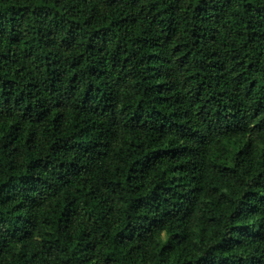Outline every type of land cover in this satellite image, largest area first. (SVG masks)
Returning a JSON list of instances; mask_svg holds the SVG:
<instances>
[{
	"label": "trees",
	"instance_id": "trees-1",
	"mask_svg": "<svg viewBox=\"0 0 264 264\" xmlns=\"http://www.w3.org/2000/svg\"><path fill=\"white\" fill-rule=\"evenodd\" d=\"M0 264H264V0H0Z\"/></svg>",
	"mask_w": 264,
	"mask_h": 264
}]
</instances>
